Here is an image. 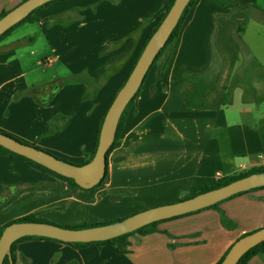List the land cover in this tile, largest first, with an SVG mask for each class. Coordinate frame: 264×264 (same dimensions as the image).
I'll return each mask as SVG.
<instances>
[{"label":"crops","instance_id":"1","mask_svg":"<svg viewBox=\"0 0 264 264\" xmlns=\"http://www.w3.org/2000/svg\"><path fill=\"white\" fill-rule=\"evenodd\" d=\"M165 1L64 0L40 10L38 22L20 25H37L47 52L38 57L33 50H20L19 41H11L14 31L0 42V133L70 163H83L93 153L100 123ZM228 2L196 1L179 38L151 69L130 108L120 147L112 153L100 187L68 189L60 177L0 154V195L7 194L10 203L23 202L18 213L5 209L8 205L0 207V233L34 213L60 226L109 223L119 218L117 208L126 207V215H133L154 207L155 201L190 198L214 184L219 173L264 165V0ZM18 4L0 0V15ZM29 54L32 62L26 60ZM41 66L46 69L42 75L53 71L51 82H43L42 75L28 78ZM109 70L94 100L84 101L87 85L75 81L62 83L45 105L32 96L16 99L35 88L47 96L56 82L81 73L98 79ZM207 73L209 80L217 77L215 90L203 108L187 107L193 85L181 77ZM228 86L238 96L224 105ZM59 116L70 119L65 129L46 134ZM72 203L91 211L67 217ZM262 228L264 189H259L218 208L163 222L157 233L135 234L125 255L109 246L76 248L34 238L17 244L15 264H218L239 239ZM250 264H264V253Z\"/></svg>","mask_w":264,"mask_h":264},{"label":"water","instance_id":"2","mask_svg":"<svg viewBox=\"0 0 264 264\" xmlns=\"http://www.w3.org/2000/svg\"><path fill=\"white\" fill-rule=\"evenodd\" d=\"M54 1L58 0H26L22 2L0 19V37L24 21L35 10ZM190 2L191 0H175L169 13L148 41L133 71L116 95L105 116L96 153L89 163L76 165L67 162L3 133H0V146L30 159L62 177L73 179L84 190H91L98 186L106 177L109 167L107 155L116 140L120 120L130 102L142 89L155 59L165 48ZM259 188H264V172L244 177L191 198L147 209L111 224L71 229L50 223L15 222L5 228L0 238V264H4L7 257L11 260L13 244L25 237L48 238L69 244L105 242L136 232L157 222L210 208L238 194ZM263 242L264 228L242 237L232 246L222 264H238L245 254ZM11 264H13L12 260Z\"/></svg>","mask_w":264,"mask_h":264},{"label":"trees","instance_id":"3","mask_svg":"<svg viewBox=\"0 0 264 264\" xmlns=\"http://www.w3.org/2000/svg\"><path fill=\"white\" fill-rule=\"evenodd\" d=\"M24 1H26V0H23L22 2H24ZM59 1H64V0H58V1H54V2L48 3V4L38 8L37 10H35L24 21H22L21 23H19L18 25H16L12 29H10L3 36H1L0 37V42H2L7 37H9L12 34V32L17 27H19L20 25L25 24V23L38 22L39 19L35 15L40 10H42L43 8L49 6V5L53 4V3L59 2ZM196 1L197 0H191L190 4L188 5V7L186 8L185 12L182 15V18H181L177 28L174 30L172 36L168 40L165 48L159 53V55L155 59L151 69L161 61V59L164 57V55L167 53V51L171 48V46L179 38V35H180V33H181L182 29H183V26H184V24H185V22H186V20H187V18L189 16L191 10L193 9ZM205 1H207L208 3H213V4H216V5H219V6H225V5H227L229 3L228 0H205ZM174 2H175V0H166L165 1L164 5H163V9L160 11V13H158V14H160V18H159L157 24L151 30V32H150V34H149V36H148V38H147L142 50H141V52L138 55L137 61H138L139 57L141 56L142 52L144 51L148 41L150 40V38L153 36V34L156 32V30L159 28V26L161 25V23L163 22V20L167 16V14L169 13V11L172 8ZM8 12L9 11H3L1 13V15H0V19L3 18ZM158 14L152 16L149 19V21L152 20L153 18H155L156 16H158ZM137 61L135 62L134 66L132 68V71H133ZM151 69H150V71H151ZM148 75H149V73H148ZM148 75H147V77H148ZM109 76H110V70L107 71L102 78H98V79L92 78L87 73H81L79 75L73 76L70 79L64 80L63 82L59 81V82L54 83L50 87V94L47 95V96H41V91L39 89L35 88V89H32V90H26V91H23V92L19 93L16 96V99H20V98L25 97V96H32L35 99L37 98V100L40 102V104L45 105V104H47L49 102V100L52 97V95L59 89V87L61 86L62 83H68V82L75 81V82H79V83L87 85V89H86L85 94L83 96V100L84 101L94 100L97 97L100 89L103 87V85L106 82V80L109 78ZM208 76H209V73L201 74V75H198V74H185V75H183V77H181V79L189 81L193 85L192 92L186 97V106L187 107L192 108V109H201V108H203L205 106L207 97L216 88V80H217V77H213L212 80H209L210 77L208 78ZM147 77L145 78V81H146ZM125 82H124V84H125ZM124 84L121 86V88L124 86ZM121 88L118 90V92L121 90ZM118 92H117V94H118ZM140 93H141V90L136 94L134 99L130 102V104L126 108V110H125V112H124V114H123V116H122V118L120 120V124H119L117 135H116V140H115L112 148L110 149V151H109V153L107 155L108 164H109V159H110L111 154L114 152L115 149L120 147V140H121L120 137H121L122 131L124 129V126L126 124V118H127L128 112H129L130 108L132 107V105L138 100V98L140 96ZM231 93H232V86L226 87L225 88V94H224V97H223V104L224 105L230 103V101H231L230 100ZM113 101H114V99H113ZM113 101H112V103H113ZM111 104H110V106H111ZM110 106H109V108H110ZM109 108H108V110H109ZM104 119H105V117L102 119V121L100 123V126H99V131H98V135H97L96 145H95V149H94L93 153L89 157H87L83 163H81L79 165L87 164L94 158V155H95L97 147H98L100 131H101ZM69 120H70L69 117H63V116H59V117L55 118L50 123L49 129H48L46 134H48V135L59 134L60 132H62L65 129L66 125L69 123ZM32 146L37 147L35 144H33ZM37 148H39V147H37ZM0 154L3 155V156H9V157H15V158L22 159L24 161H27V162L33 164V165H36L37 167H39L41 169H44V170L48 171L49 173H51V174H53V175H55L57 177H60L61 179L65 180L67 182L68 189H82L75 183V181L73 179H68V178L62 177V176L56 174L55 172L50 171L47 168H45V167H43V166L31 161L30 159H27V158H25L23 156H20V155L16 154V153H13V152H11V151H9V150L1 147V146H0ZM262 172H264V166H256V167L250 168L249 170H245V171H241V172L235 173L233 175H229V176H227V177H225L223 179L217 180L215 182V184L212 185V186H206V187L202 188L196 195H198L200 193H204V192L210 191V190H213V189L220 188V187L225 186L227 184H230V183H232V182H234L236 180L242 179L244 177H247V176H250V175H253V174H256V173H262ZM107 175H108V170H107L106 177L102 180V182L98 186H96L95 188H93L91 190H94V189L100 187L105 182V180L107 178ZM259 189H264V188H259ZM259 189H254L252 191H256V190H259ZM249 192H251V191H249ZM245 193H248V192H245ZM245 193H241V194H238L236 196H239V195H242V194H245ZM236 196H234V197H236ZM234 197H232V198H234ZM232 198H230V199H232ZM221 203L216 204V205H214V206H212L210 208H207V209L218 208ZM204 210H206V209H204ZM195 213H197V212H195ZM190 214H194V213H190ZM190 214H187V215H190ZM181 217H183V216H181ZM177 218H179V217H176V218H173V219H177ZM170 220H172V219H170ZM224 220H226V216L223 213V221ZM116 221H120V220H116ZM116 221H112V222H109V223H101V224H92V225L83 224V225H80V226H63V227H67V228H71V229H84V228H90V227L99 226V225L111 224V223H114ZM166 221H168V220L151 224V225H149L147 227H144V228H142V229H140V230H138L136 232H133V233H130V234H126V235H124L122 237H119V238H116V239H112V240H109V241H105V242L74 243V244L66 243V244L72 245V246H74L76 248H84V247H98V248H101V247L109 246V247H114L118 251V253L125 255V254L130 253L131 244L129 242V238L131 236H133L135 234H138V235H141V236H146V235H150V234H153V233H157V232H159L158 226L161 223L166 222ZM15 222H39V223L55 224L53 222H50L46 218L41 217L39 213L31 214V215H29V216H27L25 218L16 220V221H14L12 223H15ZM12 223L8 224L7 226L11 225ZM7 226H5L3 228V230L1 231L0 238H1L5 228ZM34 238L48 239V238H41V237H25V238L20 239L16 243H14L13 246H12V257H11V260H12L13 264H15V261H16V256H15L16 252L15 251H16L17 244L19 242H21V241L34 239ZM49 240H53V239H49ZM54 241H57V240H54ZM228 252H227V254H228ZM262 253H264V242L262 244L258 245L257 247L253 248L247 254H245L242 257V259L239 261L238 264H250L251 260L254 257H256L257 255L262 254ZM226 255H225V257H226ZM225 257L218 264H222V262L224 261ZM11 260H10L9 257H7L5 262H4V264H11Z\"/></svg>","mask_w":264,"mask_h":264},{"label":"rangeland","instance_id":"4","mask_svg":"<svg viewBox=\"0 0 264 264\" xmlns=\"http://www.w3.org/2000/svg\"><path fill=\"white\" fill-rule=\"evenodd\" d=\"M23 0H19V4L20 5L22 3ZM17 5V6H18ZM15 8V7H14ZM12 8V9H14ZM12 9H9V11H11ZM14 35L12 36L11 38V41H19L18 42V48L20 50H23L24 52H28V53H31V51H35L36 55L39 57L41 55H43L44 53L47 52V48H46V45H45V42L43 40V38L41 37L39 31H38V27L37 25L35 24H26V25H23V26H19L17 27L15 30H14ZM29 38H31L32 40H29ZM250 38H249V42H250ZM20 43V44H19ZM235 44H237L235 42ZM255 44H259V43H255ZM250 46V45H249ZM245 50V49H244ZM247 52V49L245 50ZM32 57L31 55L29 54V56L26 58V60H29V62H32L31 61ZM40 70V72L38 74H34L30 77H28L31 81H33L35 79V76H41V72L43 70H46L44 66H41L38 68ZM47 73L44 75H42V81L45 82V83H48V82H51V76L53 74V71H46ZM38 78V77H36ZM235 91V93H234ZM236 95L238 96V92L236 91V88L233 90V93H231L230 97L233 98V95ZM112 155V154H111ZM55 156V155H54ZM111 157V156H110ZM58 158V157H57ZM258 166H264V165H258ZM256 167V166H254ZM250 168L246 169V170H249ZM215 184V183H214ZM214 184H211V185H207V186H212ZM206 187V186H205ZM204 188V187H203ZM201 190V189H200ZM199 190V191H200ZM197 191V193L199 192ZM21 192V191H20ZM196 193V194H197ZM14 192L10 193V196L13 197L14 196ZM13 195V196H12ZM9 196V197H10ZM195 196V195H194ZM193 197V196H192ZM7 194H5V196H2L0 195V207H5V209H7L8 211H11V212H14V213H18V212H21L22 211V208L20 205L23 204V202H16V203H13V202H9L7 201ZM175 200H172V199H162V200H159V201H155V204L154 207H158V206H162V205H167V204H172L174 203ZM177 202V201H176ZM3 205V206H2ZM154 207H150L148 209H151V208H154ZM67 208V207H66ZM126 207H120V208H117L115 209L116 211H118L119 213H116L119 215V218H116V219H112L113 221H116V220H124L125 218H128L132 215H126L128 214V211L125 209ZM90 210V208H88ZM86 207L84 206H79V207H76V204L75 203H72L68 206V208L66 209L67 212H66V215L67 217H82L83 215V212L84 213H87L89 212ZM147 209H143L142 211H145ZM80 213H77L79 212ZM91 211V210H90ZM142 211H138L137 213L139 212H142ZM10 212V213H11ZM135 213V214H137ZM6 214H9V213H6ZM223 214V213H222ZM134 215V214H133ZM222 218H223V215H222ZM225 221V224L227 226H230L229 223L227 222V220H224ZM95 221H92V220H88L86 224H101V222L99 223H94ZM235 226V225H234Z\"/></svg>","mask_w":264,"mask_h":264},{"label":"built area","instance_id":"5","mask_svg":"<svg viewBox=\"0 0 264 264\" xmlns=\"http://www.w3.org/2000/svg\"><path fill=\"white\" fill-rule=\"evenodd\" d=\"M259 165V164H258ZM258 165H255V166H258ZM261 165V164H260ZM254 167V166H253ZM246 169L244 168V169H242V170H236V171H234L233 173H230V174H221V173H219L218 175H217V180H220V179H223V178H225V177H227V176H229V175H233V174H235V173H238V172H241V171H245Z\"/></svg>","mask_w":264,"mask_h":264}]
</instances>
